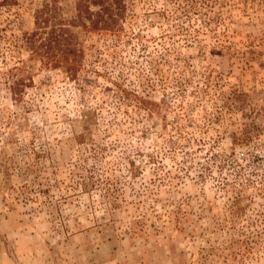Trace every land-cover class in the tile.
Returning a JSON list of instances; mask_svg holds the SVG:
<instances>
[{"label":"rangeland","instance_id":"rangeland-1","mask_svg":"<svg viewBox=\"0 0 264 264\" xmlns=\"http://www.w3.org/2000/svg\"><path fill=\"white\" fill-rule=\"evenodd\" d=\"M76 1L0 0V50ZM124 1L73 78L0 56V264H264V0Z\"/></svg>","mask_w":264,"mask_h":264},{"label":"trees","instance_id":"trees-1","mask_svg":"<svg viewBox=\"0 0 264 264\" xmlns=\"http://www.w3.org/2000/svg\"><path fill=\"white\" fill-rule=\"evenodd\" d=\"M74 10L73 18L59 20L54 19V9L47 2L34 9V29L20 35L10 34L5 49L0 50L1 59L5 56V50L9 53L12 49L28 47V61L38 59L42 66L51 68L64 64L63 71L66 76L73 78L81 60V53L74 45L73 28L80 27L103 37H118L120 21L124 18L125 1L77 0ZM30 67L29 62L17 57L16 63L3 73L10 99L19 101L25 88L30 85ZM130 99L149 110L151 102L136 96ZM81 183L82 188H86V181Z\"/></svg>","mask_w":264,"mask_h":264}]
</instances>
